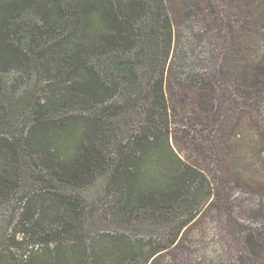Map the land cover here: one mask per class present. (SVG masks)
<instances>
[{
  "label": "trees",
  "instance_id": "1",
  "mask_svg": "<svg viewBox=\"0 0 264 264\" xmlns=\"http://www.w3.org/2000/svg\"><path fill=\"white\" fill-rule=\"evenodd\" d=\"M252 2L258 6L257 0L234 4L241 14L251 16L256 11ZM181 10L187 15L178 0H0V71H9L10 64L21 69L24 64L33 65L41 50L47 65L53 59L56 62L46 72L54 70L58 75L53 95L42 101L29 93L32 85L21 83L14 85L7 99L0 98L1 118L9 119V125L16 123L13 134L0 136L1 193L20 184L27 168L23 165L29 161L43 165L71 187L90 182L97 170L109 165L99 142L108 133L102 112L123 107L111 95L122 92L126 105L137 99V90L151 84L147 123L130 150L110 161L118 172L110 184L117 188L120 216L138 215L145 207L162 212L195 205L196 193L208 184L207 177L176 152L168 125L158 133L152 128H158L161 119L168 120L170 108L159 40L166 44L167 57ZM48 39L52 42L46 44ZM229 47V63L236 66L240 45L231 41ZM92 55L99 64L90 61ZM140 60L138 69L134 64ZM108 72L113 77L108 78ZM250 76L253 85L261 83V72L253 69ZM80 99L98 112L54 114ZM155 109L163 111L162 117L155 116ZM16 114L22 119L15 120ZM48 194L45 189L32 191L15 203L12 232L6 231V240L0 239L8 241L0 245V264H141V259L142 264L162 263L160 258L170 245L158 244L145 251L142 241H127L112 232L90 239L79 232L89 217L79 198L71 195V202L57 208ZM52 196L58 201L64 194L55 190ZM74 232H79L77 240L67 237ZM252 236L248 237L251 250L258 254L264 242L254 243Z\"/></svg>",
  "mask_w": 264,
  "mask_h": 264
},
{
  "label": "rangeland",
  "instance_id": "2",
  "mask_svg": "<svg viewBox=\"0 0 264 264\" xmlns=\"http://www.w3.org/2000/svg\"><path fill=\"white\" fill-rule=\"evenodd\" d=\"M238 1L178 0L187 8V15L183 10L178 12L167 57L166 44L159 40L170 108L168 120L161 119L158 128H152L158 133L168 125L176 152L207 177L208 184L196 193L195 205L162 212L161 208L145 207L138 215L120 216L117 188L110 184L111 176L115 179L118 172L110 161L130 150L147 123L144 116L151 107L150 84L148 89L137 90V99L130 104L123 103L122 92L111 95L123 107L102 112L108 133L101 135L99 142L109 165L104 171L97 170L90 182L71 187L43 165L30 163L27 155L29 165H23L27 168L20 184L0 192L1 240H6V231L12 232L15 203L32 191L45 189L57 208L71 202V195L79 198L84 212L89 213L81 235L97 239L107 232L122 234L127 241H142L145 251L158 244L170 245L160 258L161 264H264V244L256 254L248 241L254 235V243L264 242V0H257L258 6L251 3L256 10L251 16L241 14L234 4ZM231 41L240 45L236 66L229 63ZM51 42L48 39L46 44ZM41 52L37 51L33 65L24 64L21 69L10 64L9 71H0L1 99L12 95L18 83L32 85L29 93L41 101L53 95L58 75L46 69L50 65L54 69L56 62L53 59L47 65ZM90 61L99 64L94 55ZM141 61L134 66L140 69ZM253 69L262 73L259 84L251 82ZM106 76L113 77L109 72ZM81 101H71L54 114L88 116L98 112L94 105ZM155 110V116L162 117L163 111ZM15 116L17 120L18 114ZM8 120L0 116V136L13 134L16 123L9 125ZM55 190L64 194L62 199L56 201L52 196ZM79 232L67 237L77 240ZM7 243L0 241V245ZM7 247L12 249L13 245Z\"/></svg>",
  "mask_w": 264,
  "mask_h": 264
}]
</instances>
